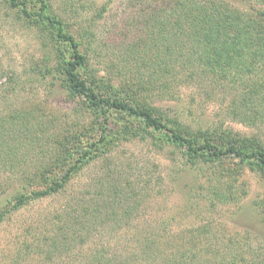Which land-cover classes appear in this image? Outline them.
Returning <instances> with one entry per match:
<instances>
[{"label": "rangeland", "instance_id": "374dc122", "mask_svg": "<svg viewBox=\"0 0 264 264\" xmlns=\"http://www.w3.org/2000/svg\"><path fill=\"white\" fill-rule=\"evenodd\" d=\"M48 1L87 54L83 76L95 72L107 92L133 94L193 131L229 129L264 143L260 66V74L254 71L236 81L220 71H204L192 82L178 76L168 81L159 72L155 80H149V68L142 66L146 55L134 59L128 47L145 35L141 24L155 0ZM218 1L250 11L246 0ZM27 2L32 10L38 7L34 0ZM251 6L264 10V4L252 2ZM60 50L67 54L62 43ZM56 62L46 36L0 2V121H9L13 114L16 121L22 120L14 124L31 141L25 140L18 149L22 168L46 159L49 153L43 152L53 149L57 137L78 135L94 142L104 127L108 132V143L99 156L84 165L62 191L32 201L0 222V264H89L95 255L117 264H166L177 256L188 258L190 264H264L262 174L233 156L190 163L180 150L155 141L148 133L116 137L117 128L127 119L110 116L105 120L70 97L59 80L47 73ZM139 78H144L142 88L125 95L129 91L122 89L126 79ZM166 87L169 91H164ZM252 88L258 90L254 96L249 93ZM14 182L5 180L3 186ZM116 186L122 199L120 215L84 230L82 242L71 249L48 251L46 236L62 223L63 209L87 204L95 192L107 193ZM125 207L136 209L131 218L121 217ZM148 238L154 239L152 249L145 246L151 242Z\"/></svg>", "mask_w": 264, "mask_h": 264}, {"label": "trees", "instance_id": "16d2710c", "mask_svg": "<svg viewBox=\"0 0 264 264\" xmlns=\"http://www.w3.org/2000/svg\"><path fill=\"white\" fill-rule=\"evenodd\" d=\"M27 1L0 0L46 36L47 43L57 57L54 68H48L47 73L59 80L70 97L81 101L85 108L100 115L98 117L104 116L105 120L110 116L117 120H123V117L127 119L123 124L120 123L115 132L116 137H142L148 133L155 141L158 139L163 145L180 150L190 163L199 159L214 162L233 156L264 176V143L256 137L241 136L229 129L218 132L191 130L179 119L163 115L157 107H151L129 94L142 88L144 78L126 79L122 89L129 90L125 95L130 96L124 97L107 92L109 90L103 85L101 76L95 72L83 76L82 70L88 67L89 59L81 48V42L52 11L48 0H34L38 7L33 10ZM246 1L250 6L252 2L264 4V0ZM159 5L161 8H158ZM250 6L249 12H243L218 0H155L141 24L142 30H146L145 35L130 43L128 53L137 60L144 54L147 56L145 60L143 58L142 66L149 68V80H155L154 74L159 72L168 81L177 80L178 76L179 79L192 82L204 71L213 74L220 71L231 75L230 81H236L254 71L260 74L258 66L263 72V79L264 10ZM60 43L64 44L67 54L64 55L60 50ZM149 62L150 66L147 65ZM163 84L166 86V82ZM101 87L106 89L105 92ZM164 91L169 90L166 87ZM257 92V89L252 88L249 93L254 96ZM15 116L9 115V121H0V171L3 172H0L3 175L0 179V222L28 203L62 191L84 165L99 156L98 151L108 143L105 127L100 139L94 142L82 140L78 135H63L53 139V149L43 152L49 153L46 159L22 168L23 160L18 149L21 144H25V140L28 143L31 141L16 128L14 123L19 125L22 120L16 121ZM23 119H27V116ZM12 178L15 181L13 185L3 186L5 180ZM121 202L120 191L116 186L107 193L95 192L87 204L80 202L78 207L63 209L59 217L62 223L52 228L49 238L46 236L49 239L46 248L52 253L66 251L80 244L84 230L104 225L120 215L118 207ZM135 210L125 207L121 217L131 218ZM147 240L151 242H145V246L152 249L154 239ZM93 258L94 262L90 261L89 264H117L99 255ZM166 264H190V260L177 256Z\"/></svg>", "mask_w": 264, "mask_h": 264}]
</instances>
